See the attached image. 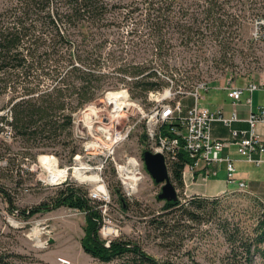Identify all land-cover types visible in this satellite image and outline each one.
<instances>
[{"label":"rangeland","instance_id":"obj_1","mask_svg":"<svg viewBox=\"0 0 264 264\" xmlns=\"http://www.w3.org/2000/svg\"><path fill=\"white\" fill-rule=\"evenodd\" d=\"M13 1L0 0V11ZM103 1L110 6L116 5L124 13L137 7L141 18L150 3L158 7H170L172 11V17L167 20L168 26L163 27V31L168 34L163 37L165 44L162 54L157 53L155 48L159 39L151 34L164 25L165 20H160L162 24L145 18L124 17L116 19L115 24L101 27L106 32V50L102 61L105 69L111 68L112 72H117V66L125 63L153 66L163 78H174L175 89H190L200 82H206L210 87L220 86L243 78L247 82L264 81V42L252 36L255 21L264 17V0ZM132 39L141 42L139 45L145 48L136 53L131 52L134 50L131 48L134 44L130 42ZM88 43L83 47L94 50ZM78 45L79 42H75L73 47L77 48ZM114 47L127 48L123 55L117 52L122 59L118 64H113L107 58V51ZM125 77L129 81L128 76ZM113 80L115 84L91 102L94 106L89 108L90 103L73 114V134L67 138L68 147L63 142L66 132L57 139L38 142H28L13 134L10 128L12 113L9 94L0 96V115L5 116L0 121L3 127L0 132V153H6L8 158L0 159V183L14 197L16 207L12 210L0 193V248L23 254L28 264H105L84 250L82 241L87 230L86 211L58 206L32 216L22 214L23 210H30L42 202L53 201L65 186L78 187L89 193L102 184L93 180H78L74 170L79 167L82 171L84 168L87 175L98 173L99 178L102 176L111 194L107 205L96 200L100 202L97 207L103 214L99 234L106 242L117 238L131 239L160 262L227 264L229 243L217 224V217H214L215 222H207V218L194 222L180 214L176 215L173 210L166 208L167 200L159 197L162 184L157 183L146 169L143 154L150 147L142 111L148 112L155 104L156 97H151L150 91L145 97L135 98L128 81L111 77L110 81ZM169 85L160 91L169 88ZM46 86H51L50 81L46 82ZM121 89L128 91L131 105L114 121L106 122L105 117L113 107L110 101L115 100L113 97L110 99V94L120 95L124 92ZM209 91L201 90L204 97L201 103L210 98ZM183 102L192 104L193 97L185 96ZM105 125L110 126L113 133L123 130L115 158L125 164L128 156L134 157L137 160L135 167L140 168L144 176L138 191L131 196L127 194L113 159L103 170L89 168L99 166L102 157L98 154L94 156L91 151H96L98 145L101 153H107L111 144V139L104 137L101 132ZM128 128L131 129L130 133L124 138ZM98 136L102 138L97 139ZM73 147H82L83 151H79L70 162L69 149ZM35 152L38 153L36 158L31 154ZM47 155L57 159L60 168H68L69 173L65 178L50 179L49 170L44 166ZM174 184L178 188V199L183 204L188 203L194 195L186 194L184 188ZM116 188L120 189L119 194L127 198L125 205L121 204ZM237 193L241 195L237 196ZM243 193L249 192L236 190L208 197L220 199V211L224 218L245 221L253 204Z\"/></svg>","mask_w":264,"mask_h":264},{"label":"trees","instance_id":"obj_2","mask_svg":"<svg viewBox=\"0 0 264 264\" xmlns=\"http://www.w3.org/2000/svg\"><path fill=\"white\" fill-rule=\"evenodd\" d=\"M170 7L152 5L146 8L142 18L147 21L165 20L164 25L152 32L159 39L156 52L162 54L168 32L167 20L172 17ZM137 7L122 12L116 5L110 6L103 0H14L11 5L0 11V96L9 94L11 105L10 128L18 137L28 142L55 138L66 132L64 146L69 145L67 138L73 134V114L85 108L100 97L115 80L128 81L132 96H146L150 91L160 90L169 82L150 66L141 63H125L117 66V72L105 69L106 32L100 28L115 24L116 19L130 17L142 20ZM125 14V15H123ZM163 24V23H162ZM133 33H135L133 31ZM78 39L80 41H78ZM79 42L77 48L73 45ZM91 45L90 50L84 44ZM131 45L136 53L140 46L134 39ZM127 48L114 47L108 52L113 64L122 60ZM115 70L116 66L113 67ZM120 73H123L121 75ZM51 86L47 87L46 82ZM5 116L0 115V121ZM3 127L0 126V132ZM2 139H0V144ZM35 146H38L35 144ZM70 162L83 148L69 149ZM1 152V151H0ZM36 158L37 152L31 153ZM0 159H8L6 153H0ZM183 153L179 161L170 165L172 181L178 187L185 188L183 170L189 162ZM119 200L125 205L127 198L119 194ZM0 193L8 201L10 208L15 207V199L0 183ZM188 203L166 201V208L180 214L189 221L215 222L229 243L230 252L227 264H264V201L254 194L242 195L253 204V209L245 221L224 218L220 211V199H210L201 194H192ZM200 195V196H199ZM240 196L241 194H236ZM100 202L89 197L88 191L69 185L62 188L53 201H45L24 215H34L58 206L77 208L87 213V230L83 239L84 250L105 264H171L160 262L146 252L142 246L131 239L117 238L106 241L99 234V225L103 214L97 207ZM214 220V221H213ZM251 221V223H249ZM179 224V223H178ZM258 258H260L259 261ZM0 264H28L21 253L0 248ZM195 264H199L195 261Z\"/></svg>","mask_w":264,"mask_h":264},{"label":"built area","instance_id":"obj_3","mask_svg":"<svg viewBox=\"0 0 264 264\" xmlns=\"http://www.w3.org/2000/svg\"><path fill=\"white\" fill-rule=\"evenodd\" d=\"M252 36L255 40L264 42V17L255 21ZM166 80L169 82L170 87L163 91L153 90L150 96L156 97L155 104L148 112L142 111V117L146 120L149 150L155 153H162L166 158L169 169L170 165L179 161L181 154L185 153L190 161L183 170V178L186 179L187 175L190 174L194 183L207 182L211 176L217 174L216 166L222 162L226 163L229 181L235 182V161L229 156L222 155V151L229 144V141L216 138L212 133V124L214 121L220 120L226 125H232L235 121L240 120L237 112L234 111L231 116H225L222 110H211L202 105L200 100L204 97L201 95V90L210 89L209 84L206 82H200L190 89H175L174 78L168 76ZM225 88L232 99L239 100L245 91L253 93L257 90H264V81H248L244 86H238L234 81H229ZM121 90L127 94L122 104L123 107L118 110L115 102H111L109 99L110 103H113V107L109 115L105 117L106 122L114 121L121 115V111L131 105L128 91L126 89ZM188 95L193 97L192 104L183 102V97ZM92 106H94V103H91L89 108ZM248 121L251 124L249 132L235 128L232 130L235 137L234 140L238 144L240 154L244 158L261 163L264 159H256L254 153L256 151L264 152V139L257 132V125L260 122H264V106L260 105L256 110L251 108ZM105 126L101 129V132L104 137L111 139V144L107 148V153H101L99 151L101 147L98 145L96 146V151H91L94 156L98 154L102 155V157L99 166H91L89 168L90 170H103L109 164L110 159H113L127 194L131 196L138 191L144 176L140 168H136L133 164L134 157L128 156L125 164L115 158L114 154L120 144L123 130H116L113 133L110 126ZM130 130V128L126 130L124 138L129 135ZM100 138L102 136L97 137V139ZM98 182L102 184L89 191L88 195L91 199L101 200L107 205L106 201L110 199L111 194L102 176L98 178ZM240 185L244 188L246 187V182L241 181ZM110 241L108 240L106 244L109 245Z\"/></svg>","mask_w":264,"mask_h":264},{"label":"crops","instance_id":"obj_4","mask_svg":"<svg viewBox=\"0 0 264 264\" xmlns=\"http://www.w3.org/2000/svg\"><path fill=\"white\" fill-rule=\"evenodd\" d=\"M236 85L244 86L247 81L243 78L235 81ZM225 85L210 87V98L205 103H201L211 110H222L225 116H231L234 111L237 112L239 121L232 125H226L223 121H214L212 124V133L216 138H222L229 141V144L223 149L222 155L229 156L235 161L237 181L231 182L228 179L226 163L217 164L218 170L205 184H197L191 180L190 174L184 179L186 194H201L203 196H220L230 191H246L254 194L264 201V161L257 163L244 158L239 151V146L234 140L232 130H246L249 132L251 124L248 121L251 114V108L256 110L260 105L264 106V90H257L253 93L245 91L239 100L232 99ZM259 136L264 139V122L257 125ZM233 140V142H232ZM232 142V143H231ZM256 159H264V152L256 151ZM246 182V187L242 188L240 182ZM234 185L235 187H232Z\"/></svg>","mask_w":264,"mask_h":264},{"label":"water","instance_id":"obj_5","mask_svg":"<svg viewBox=\"0 0 264 264\" xmlns=\"http://www.w3.org/2000/svg\"><path fill=\"white\" fill-rule=\"evenodd\" d=\"M143 159L147 171L157 183L162 184V192L159 194V197L168 201H176L179 195L171 179L165 156L162 153L146 150L143 154Z\"/></svg>","mask_w":264,"mask_h":264},{"label":"bare ground","instance_id":"obj_6","mask_svg":"<svg viewBox=\"0 0 264 264\" xmlns=\"http://www.w3.org/2000/svg\"><path fill=\"white\" fill-rule=\"evenodd\" d=\"M111 97L115 98L116 101L115 100L113 101L111 99ZM126 97H127V95L125 94V92H121L120 95H118V94L116 95L115 93L114 94L113 93L110 94V99H111L112 102H115V104L118 107V110H120L121 107H123V105H122L123 102H124L123 99H126ZM121 113H123V112L121 111ZM133 164L136 165L137 164V160H133ZM44 166H45V168L47 170H49V177H50V179H53V180H59V179L65 178L68 175V173H69L68 168H60L59 165H58L57 159L53 158L50 155H47L45 157ZM83 171H82V168L81 169L79 167L75 168L74 175L77 177L78 180H81V181H85V180L98 181V178H99L98 177L99 176L98 173L97 174H92V175H87V173L84 170V168H83ZM169 171H170V169H169ZM170 175H172L171 171H170ZM130 176H132V175H130ZM176 190L178 192V188L177 187H176ZM178 195H179V192H178Z\"/></svg>","mask_w":264,"mask_h":264}]
</instances>
